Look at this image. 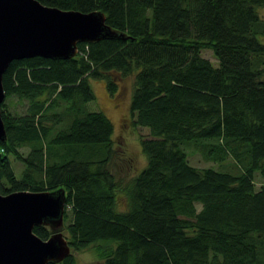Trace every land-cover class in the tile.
<instances>
[{
    "label": "trees",
    "instance_id": "1",
    "mask_svg": "<svg viewBox=\"0 0 264 264\" xmlns=\"http://www.w3.org/2000/svg\"><path fill=\"white\" fill-rule=\"evenodd\" d=\"M39 1L101 10L129 37L79 41L69 58L8 63L0 192L65 188L70 247L96 243L105 264H264V0ZM125 76H133L134 125L148 130L140 139L147 160L117 194L123 185L105 166L113 124L84 104L94 98L89 78L112 92ZM10 95L27 101L24 113L6 108ZM183 141L212 161L230 156L240 170L190 164ZM94 145L106 154L84 155ZM10 153L23 164L20 176ZM33 231L50 234L44 225ZM46 264L74 262L69 253Z\"/></svg>",
    "mask_w": 264,
    "mask_h": 264
},
{
    "label": "water",
    "instance_id": "2",
    "mask_svg": "<svg viewBox=\"0 0 264 264\" xmlns=\"http://www.w3.org/2000/svg\"><path fill=\"white\" fill-rule=\"evenodd\" d=\"M128 37L106 23L101 10L61 9L39 0H0V104L5 97L2 74L12 59L69 58L76 54L79 41ZM5 137L0 113V140ZM66 195L63 187L0 192V264L59 262L70 253L61 230ZM34 225L48 226L49 236L39 237Z\"/></svg>",
    "mask_w": 264,
    "mask_h": 264
},
{
    "label": "rangeland",
    "instance_id": "3",
    "mask_svg": "<svg viewBox=\"0 0 264 264\" xmlns=\"http://www.w3.org/2000/svg\"><path fill=\"white\" fill-rule=\"evenodd\" d=\"M257 10L262 21H264V5L259 6ZM200 54L212 61L214 65L217 64V59L209 48L201 49ZM116 82L115 89L110 92L103 79L89 78L94 98L87 101L84 105L88 110H101L113 124L112 142L109 147L110 153L106 158L105 166L115 176L117 182L121 181L123 188H119L116 192L117 194H123L130 186L131 177L135 176L146 165L147 156L142 151L140 139L143 136H148V130L146 127L134 125L133 114L130 112L129 102L133 90V76L116 78ZM5 103L6 108L11 110L13 114H22L26 110L27 101L19 100L15 95L8 96L5 99ZM186 143L187 141H183L181 146L184 148ZM185 146L184 149H186L188 160L192 165H211L215 168L228 169L232 172L240 170L239 166L234 163L230 156L226 157L222 162H216L205 157L194 142L188 143ZM93 147H95V152H92L93 149L91 150V147H86L88 151L85 150L84 155H89L91 159H98L99 156L102 157L106 154L102 146L94 145ZM20 150L25 153L27 147L22 146ZM98 152L100 154L96 155ZM8 159L15 174L20 176L23 169L22 162L15 159L11 153L8 155ZM254 180L255 185L258 187L262 182V177L258 172L255 173ZM65 191L67 190L65 189ZM125 201L126 197L119 195L116 203L118 208H124L126 206ZM66 209L68 210L69 206ZM70 218L71 214L68 212V216L66 219H63L61 227L62 232L67 238L68 232L65 226L69 223ZM46 227L50 229L48 226ZM97 247L96 243H92L79 250L70 247V254L72 255L74 264H105L103 255Z\"/></svg>",
    "mask_w": 264,
    "mask_h": 264
}]
</instances>
